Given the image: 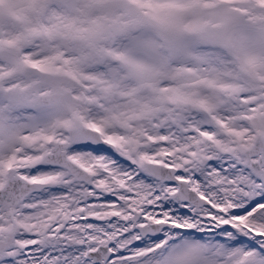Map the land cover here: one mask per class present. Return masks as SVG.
Here are the masks:
<instances>
[{"label":"snow or ice","instance_id":"obj_1","mask_svg":"<svg viewBox=\"0 0 264 264\" xmlns=\"http://www.w3.org/2000/svg\"><path fill=\"white\" fill-rule=\"evenodd\" d=\"M0 264H264V0H0Z\"/></svg>","mask_w":264,"mask_h":264}]
</instances>
